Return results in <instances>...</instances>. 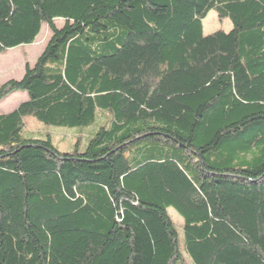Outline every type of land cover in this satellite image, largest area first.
Listing matches in <instances>:
<instances>
[{"label":"trees","instance_id":"obj_1","mask_svg":"<svg viewBox=\"0 0 264 264\" xmlns=\"http://www.w3.org/2000/svg\"><path fill=\"white\" fill-rule=\"evenodd\" d=\"M44 25L0 86L27 95L0 115V264H264V0H0V55Z\"/></svg>","mask_w":264,"mask_h":264},{"label":"rangeland","instance_id":"obj_2","mask_svg":"<svg viewBox=\"0 0 264 264\" xmlns=\"http://www.w3.org/2000/svg\"><path fill=\"white\" fill-rule=\"evenodd\" d=\"M57 28L63 26L62 20H56ZM203 34L205 36L213 34L217 31L229 32L232 29V24L229 20H219L217 14L211 11L202 22ZM50 31L46 25L42 26L39 36L34 44L23 45L9 50L6 54L0 55V86L9 80H20L24 75V66L29 64L32 66L36 59L42 53L49 38ZM27 99L25 92H17L10 95L8 98L0 102V115L12 112L20 103ZM105 123V119L101 118V124ZM100 124L93 128L94 133L98 130ZM26 136L35 138L43 137L44 135L51 136L54 144L62 152H70L75 145V140L80 138V143L84 149L87 145L89 133L81 132L80 130L55 129L43 126L37 123L34 119H26ZM169 215L173 220L180 237V251L183 253L184 240L182 232V219L172 210H169Z\"/></svg>","mask_w":264,"mask_h":264}]
</instances>
